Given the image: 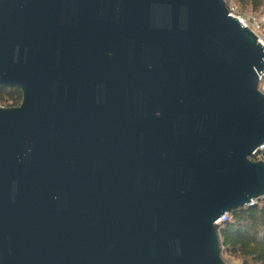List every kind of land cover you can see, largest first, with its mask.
Here are the masks:
<instances>
[{"label": "water", "instance_id": "obj_1", "mask_svg": "<svg viewBox=\"0 0 264 264\" xmlns=\"http://www.w3.org/2000/svg\"><path fill=\"white\" fill-rule=\"evenodd\" d=\"M263 72L226 0H0V264H227Z\"/></svg>", "mask_w": 264, "mask_h": 264}, {"label": "trees", "instance_id": "obj_2", "mask_svg": "<svg viewBox=\"0 0 264 264\" xmlns=\"http://www.w3.org/2000/svg\"><path fill=\"white\" fill-rule=\"evenodd\" d=\"M235 1L241 8L255 12L264 7V0ZM21 101L22 93L19 89L0 87V105L16 107ZM259 159L264 160V150ZM217 231L222 255L238 258L242 264H264V204L239 208L228 214L227 220Z\"/></svg>", "mask_w": 264, "mask_h": 264}, {"label": "built area", "instance_id": "obj_3", "mask_svg": "<svg viewBox=\"0 0 264 264\" xmlns=\"http://www.w3.org/2000/svg\"><path fill=\"white\" fill-rule=\"evenodd\" d=\"M228 9L230 11V15L237 17L243 26L245 25L246 27L251 29V31L257 36L258 42L264 48V16L254 15L249 19H243L242 17H238L234 14V9L232 6L229 5ZM259 89L262 93H264V72L259 75ZM259 204H264V197L261 199ZM227 218L228 214L223 216L222 219H220L217 223L221 225L227 220Z\"/></svg>", "mask_w": 264, "mask_h": 264}, {"label": "rangeland", "instance_id": "obj_4", "mask_svg": "<svg viewBox=\"0 0 264 264\" xmlns=\"http://www.w3.org/2000/svg\"><path fill=\"white\" fill-rule=\"evenodd\" d=\"M227 6H232L234 9V14L238 17H242L243 19H249L251 16L259 15L264 16V7L257 12L252 11V9H243L239 5L236 4L235 0H227ZM1 107H4L0 105ZM259 159V158H258ZM222 258L227 264H242V261L238 258L222 255Z\"/></svg>", "mask_w": 264, "mask_h": 264}]
</instances>
